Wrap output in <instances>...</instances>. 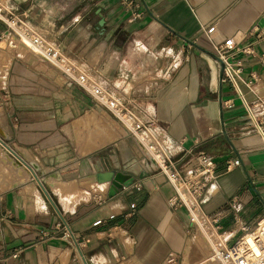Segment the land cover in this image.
<instances>
[{
    "label": "crops",
    "instance_id": "obj_1",
    "mask_svg": "<svg viewBox=\"0 0 264 264\" xmlns=\"http://www.w3.org/2000/svg\"><path fill=\"white\" fill-rule=\"evenodd\" d=\"M4 1L0 39L12 19L37 28L67 59L108 86L131 115L149 124L156 140L165 143L163 156L191 151L214 158L218 176L204 192L201 210L225 246L243 234L242 227L260 224L264 131L253 128L236 89L221 80L213 45L234 39V61L241 64L238 85L264 129V0H135V13L119 0ZM22 49L23 54L21 48L13 50L6 75L0 76V137L15 146L16 156H8L10 150L0 143V264L199 260L194 245L204 234L196 233L199 226L185 208L172 207L174 188L133 129L116 138L102 125L97 141L87 140L83 152L102 145L108 133L109 147L80 155L69 144L68 130L75 134V115L90 107V102L77 106L80 95L90 101L92 91L64 72L57 84L47 74L53 63ZM60 99L72 100L69 117ZM95 119L87 115L83 123ZM111 170L124 180L115 195H110L112 182L95 176ZM23 176L29 177L23 181ZM139 180L144 187L131 188ZM59 211L84 241L81 251L52 235Z\"/></svg>",
    "mask_w": 264,
    "mask_h": 264
},
{
    "label": "built area",
    "instance_id": "obj_2",
    "mask_svg": "<svg viewBox=\"0 0 264 264\" xmlns=\"http://www.w3.org/2000/svg\"><path fill=\"white\" fill-rule=\"evenodd\" d=\"M119 4L126 11L135 13V0H119ZM132 15L138 17L140 14H137L136 16L135 14ZM13 21L16 20L13 19L8 22V34L15 35L33 50V52L41 54L50 62L54 63L53 60H60V56L56 55L54 49L46 48L41 39V35H34L31 30L27 29V27H23L25 23L22 21H16L19 29L15 28L13 24H11ZM212 30L213 28L210 29V31ZM53 43L59 50L60 45L55 42ZM213 47L214 55L218 57L222 63L223 71L221 80L223 82H229L234 86L238 96L243 102L245 111L253 128H255L257 132H263L264 129L255 122L256 115L254 113L253 105L247 100L238 85L241 64L234 61V54L238 50L234 39L232 37L227 38L224 42L214 43ZM243 51L246 50L243 49ZM62 70L67 76L74 79L72 68L65 67L62 68ZM77 81L82 86L89 87L84 75L78 77ZM94 94L96 97L103 100L100 89H96ZM124 111H128V109L124 108L122 105L120 112ZM150 122L152 121L149 120L148 123ZM132 129L137 136H140L143 129L146 131L149 130V124L137 122ZM139 139L142 141L143 145L153 153V158L158 163L157 166L159 168V173H161L174 188V194L169 198L172 207L174 209L185 208L189 214L190 220L197 224V226L206 230L210 224V219L207 215L203 214L201 207L204 192L218 176L216 170L217 164L214 158L206 153H193L191 151H185L181 156L170 158L168 156H163L158 150H153L154 144L152 143L154 142L151 140H147L143 137ZM0 142L11 150V147L5 143L3 138H0ZM149 164L152 165L151 162H149ZM233 164L239 166L241 164L240 159L235 158ZM143 187L144 183L140 180L131 184V188L133 189L140 190ZM132 207L135 209L136 204H133ZM200 212H202L206 220L203 221L202 218L199 217ZM258 226L255 227L256 229L254 231L245 226L242 227L243 234L233 244L225 246L226 248L224 250H219L214 244H212L215 248V255L221 260V264H264V235L257 232ZM248 234L253 235V242H249L246 238ZM52 235L63 241L70 242L72 246L80 251L85 246L84 241L80 240L76 232L73 230L71 222L64 212L59 211V220L55 225ZM210 242H213L212 239ZM169 262L170 264H174L175 258H170Z\"/></svg>",
    "mask_w": 264,
    "mask_h": 264
},
{
    "label": "rangeland",
    "instance_id": "obj_3",
    "mask_svg": "<svg viewBox=\"0 0 264 264\" xmlns=\"http://www.w3.org/2000/svg\"><path fill=\"white\" fill-rule=\"evenodd\" d=\"M4 8H5V1L0 0V15L3 17L5 16V14H3ZM11 24H13V26L15 28L19 29L16 21L11 22ZM23 27H27V29L31 30V32L34 35H36V34L41 35V39H42L44 45L46 46V48L47 49H50V48L54 49V51L56 52V55L60 56V60H53L54 63L53 62H52L53 64L51 63L53 66L52 67L50 66L51 67L50 68L51 71L49 70L50 73H48V71H47L48 76L54 75L56 77L57 84H62L63 79H64L62 76V74H63L62 68L70 67L73 70L74 80L80 85V83L77 81L78 77H80L81 75H84L86 82L89 86L88 88L87 87L86 88L89 89L90 91H92V94H91L92 96H91L90 101H89V96L87 94H84L85 96L80 95L81 100H77V102L80 104H77V106L85 107L84 102H86V104H87V102H90V103H88L90 105V107L87 108L88 109L87 112H85L86 110H84L82 108V110H80V113L78 115H75V117L77 118V120L74 122L75 134H74V130H73V136H71L70 130H68V133L70 135L69 144L71 145L72 148L76 147V149L80 155H84V154H87L90 152L95 153L98 149H101V147H104V146L109 147V144L111 143V141L105 145H100L98 147L88 149L86 152H83V145L85 144V142L87 140H90V138H91L94 140V142L97 141L98 138L96 136V131L102 125L103 126L106 125L107 127H109V130H110V128H112L114 131V134L116 135V138H120V137L126 136L128 133L127 131L129 129H132L135 126V123L140 122V120L136 119L133 115L129 114L128 111L120 112V109L122 107L121 99H119L117 97V95H115V93L111 92L110 89L108 88V86L105 87V85L103 83L97 81L96 78L89 73L87 67L83 66L82 64H80L79 62H77L75 60L67 59L65 56V53L61 49L58 50V48H56V46L54 45L53 41L51 39H48L44 34H42V31H40L37 28L30 26L28 24L23 25ZM23 46L28 48L29 50H31L27 45H25V43L22 40L18 39L15 35L6 34L3 38L0 39V76H1V79H3L5 77L6 72H7V70H6L7 66H5V65H8L7 63L9 62V60L12 59V57L15 54L13 50L21 48L20 53L23 54L26 50L25 49L23 51V49H22ZM31 51L33 52V50H31ZM33 54H35L36 56L40 57L43 60H47L41 54H38L35 52H33ZM47 61H49V60H47ZM62 66H65V67H62ZM96 89H100L101 97L103 98V100H101L99 97H96V95L94 94V91ZM58 96L60 98H62V97H65V94L60 93ZM71 101L72 100H69V102H68V101H66V99H60L59 103H58L59 106L63 108V111L65 112L64 113L65 116L67 115L68 117H69V114H71V112H70L71 111L70 110ZM102 104L108 107L107 110L105 108H103ZM84 113L85 114L87 113L86 116ZM91 114H95L96 119L92 123L84 124L83 122L87 121L86 120L87 115H91ZM71 116L72 115H70V117ZM107 117H108V119H107ZM88 125H90V126H88ZM150 131H152V130H148L146 132H143L140 136H138V138L147 137L146 138L147 140H151L152 142H154V143H152V144H154L153 149L158 150L159 153L162 154L164 143L162 142L163 143L162 144V143H159L158 140L156 141L155 140L156 139L155 133L153 131H152V133H150ZM153 137H155V138H153ZM3 139L5 140L4 137H3ZM14 147L15 146H13V148ZM13 148L11 147V150H10V152L7 153V155L10 156L13 160H15L16 156H15V153L13 151ZM33 156L38 160H39V158L41 159V157L37 156L35 153ZM148 156H150V158L152 157L149 153H148ZM7 162L9 165L12 163L11 161H8V160H7ZM154 166H156V165H154ZM33 171L34 170L32 169L31 172H33ZM28 177L23 176L22 180L24 181ZM74 184H75L74 186H76V187L78 186L77 185L78 183L75 182ZM152 186L153 185L150 184L151 188H152ZM92 196H94V197L97 196V193L94 192ZM199 217L202 218L203 221L206 220V218L203 216L202 212H200ZM208 227L204 231V229L199 226V228L196 232L197 234L202 233V230L204 232H206L205 233L206 236L204 237V240L197 239V241H195L194 246L200 251L199 260H197L196 258L193 260L188 259V260H185L184 264H197V263H200V264L201 263H203V264H221V260L215 255V250H214L215 248L212 244H214L216 246V248L219 250H224L226 247L223 244V241H221V239L217 236V232L214 231V229L211 227L210 224ZM255 229L256 228H253L252 231H254ZM209 239L210 240L212 239L213 242H210Z\"/></svg>",
    "mask_w": 264,
    "mask_h": 264
},
{
    "label": "water",
    "instance_id": "obj_4",
    "mask_svg": "<svg viewBox=\"0 0 264 264\" xmlns=\"http://www.w3.org/2000/svg\"><path fill=\"white\" fill-rule=\"evenodd\" d=\"M100 23L103 24L104 21L102 20ZM95 176L99 181L112 182L110 195H115L117 193V189L122 188V186L124 185V180L120 177V174H117L114 170L99 172L96 173ZM128 184H131V181L128 182Z\"/></svg>",
    "mask_w": 264,
    "mask_h": 264
},
{
    "label": "bare ground",
    "instance_id": "obj_5",
    "mask_svg": "<svg viewBox=\"0 0 264 264\" xmlns=\"http://www.w3.org/2000/svg\"><path fill=\"white\" fill-rule=\"evenodd\" d=\"M150 133H152V131H150ZM155 133V132H154ZM150 135V134H149ZM151 136V135H150ZM145 137V136H144ZM1 138V137H0ZM145 138H147V137H145ZM150 138V137H149ZM153 138H155V137H153ZM152 138V139H153ZM157 138V137H156ZM111 140V134L110 133H108V136H107V138H105L104 140H102L100 143L103 145L104 143H106V142H108V141H110ZM156 140V139H155ZM154 141V140H153ZM157 141V140H156ZM159 141V140H158ZM160 143V142H159ZM162 143V142H161ZM140 144L144 147V149L146 150V152L147 153H149L150 155H152L153 153L148 149V148H146L144 145H143V143L140 141ZM163 144V143H162ZM161 144V145H162ZM165 144V143H164ZM154 146V145H153ZM158 148V147H157ZM156 148V149H157ZM159 149V148H158ZM153 150H155V149H153ZM14 151V150H13ZM154 159V158H153ZM155 160V159H154ZM20 163V162H19ZM154 163H155V161H154ZM50 180V182L53 184V186H55V184L57 183L56 182V179H54V178H51V179H49ZM205 231V230H204ZM204 231H202V233L204 234V236H206V232H204ZM257 232L259 233V234H262V235H264V219L260 222V224H259V226H258V229H257ZM213 235V234H212ZM218 236V235H217ZM219 237V236H218ZM220 238V237H219ZM246 238L248 239V241L249 242H253V235L252 234H248L247 236H246ZM218 239V238H217ZM214 261V260H213Z\"/></svg>",
    "mask_w": 264,
    "mask_h": 264
}]
</instances>
